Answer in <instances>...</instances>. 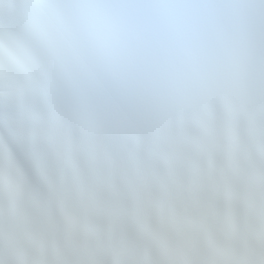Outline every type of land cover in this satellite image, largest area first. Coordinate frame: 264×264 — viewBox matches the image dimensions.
<instances>
[{"label":"snow or ice","instance_id":"1","mask_svg":"<svg viewBox=\"0 0 264 264\" xmlns=\"http://www.w3.org/2000/svg\"><path fill=\"white\" fill-rule=\"evenodd\" d=\"M0 264H264V0H0Z\"/></svg>","mask_w":264,"mask_h":264}]
</instances>
